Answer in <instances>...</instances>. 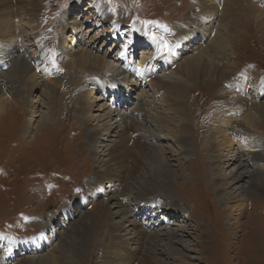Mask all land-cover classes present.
Here are the masks:
<instances>
[{
  "label": "rangeland",
  "instance_id": "rangeland-1",
  "mask_svg": "<svg viewBox=\"0 0 264 264\" xmlns=\"http://www.w3.org/2000/svg\"><path fill=\"white\" fill-rule=\"evenodd\" d=\"M38 2L40 6L36 16V37L44 42L50 54L59 55L64 49L70 54V58L63 55V52L60 54L62 60L58 65L63 70L61 74L57 73L62 85H56L59 95H63L60 100L57 99V93L54 102H49L46 86L51 79L41 74L34 65L29 74H37L34 81L38 82V89L32 96L29 93L34 84L26 86V79L18 81L20 79L12 73L1 81V87H4L3 98L12 103L7 104L6 110L0 114V264H57L52 260V255L59 254L58 251L62 250L59 245L56 246L58 242H63L61 240L66 235L72 234V227L99 204H107L105 211L110 214L105 216V222L98 230L93 229L84 243L73 248L78 252L74 254L77 264H98L97 247L101 241L112 240V233L126 241V249L134 254L146 253V248L150 247L154 252L148 254L166 264H264V188L263 191L257 190L249 186L247 181L254 183L258 169L247 157L245 150H238L242 153L240 160L244 162L239 170L248 172L243 179L237 180L241 186L239 191L229 187L233 197L229 200L234 201V206L241 201L245 205L242 211L236 212L234 219H230L228 211L232 204L227 205L221 201V184L215 177L213 155L216 144L210 147L209 143L213 138L208 139L217 120L215 114L226 104L228 90L247 99L248 108L251 103L256 104L254 96L257 98V94L252 92L255 88H260V100L264 101V85L257 78L264 76V0H248L243 2L244 8H241L242 5L229 8L227 3L223 6L219 3L220 0H216V8L213 9L210 7L211 1L204 0L203 5L208 8L202 9L206 15L198 12L200 6L195 5L194 0ZM94 3L106 10V21L101 20L103 16L91 12ZM193 13H196L198 19H192L189 26H186V34L180 33L178 28L181 22L186 24ZM207 18H211V24L216 22L214 26L223 33V40L227 42L226 49H222V42L216 45L219 51L215 53V50L204 48L203 45L197 55L202 50H207L204 55L208 60L213 59V66L218 69V78L196 79V76H191L189 83L182 86L186 88L185 91L177 95L179 102L174 101L179 108H184L177 119L173 120V116L168 114L170 106L166 104L174 89L144 70L150 64L154 46L149 41L154 43L153 40H157L165 47H171L178 38V32V36H186L185 46H188V51L174 54V67L161 64L159 59H154L155 64H151V67L159 66L160 69L165 66L167 73L172 71L179 77L178 74L183 75L188 71L179 69L177 63L183 64L187 58L197 56L193 54L195 49L190 48L198 47L202 44L201 41L208 39L209 35H203L198 25ZM14 19L13 42L25 39V43L36 46L34 32L30 33L20 25L18 18ZM113 23L118 25V30ZM217 23L220 25H216ZM135 29L143 32V35L136 34ZM213 37L212 33L209 40L214 39ZM18 46L24 48L21 42ZM82 48H89L105 59L123 61L127 58L132 61L130 66L134 72L130 69L126 77L115 79L113 85L104 82L105 91L99 89L91 97H100L97 104L113 103L122 107L117 109L120 114L124 111L128 114L133 112L136 122L124 119L122 124L126 125L127 121L135 130L140 126L150 128L149 132L144 131L149 143L148 149H151L152 141L160 135L156 140L158 169H151L148 159L144 155L139 157L133 148L129 149L128 155L130 162L137 165L134 174L127 177L125 170L114 169L113 147L115 140L122 138V131L117 126V112L109 114L110 116L101 112L99 119L97 117L96 122L100 121L105 125L113 122L116 125V129L110 134L101 135L100 141L104 146L99 147L97 143L92 145L88 141L87 127L94 126L91 120L95 118L93 113L97 109L91 113L92 116L87 117L79 108L83 97L78 87H81L89 75V68L79 67L72 61L78 60L79 57L74 55ZM93 72L91 74L99 73ZM105 72L100 71L96 77L98 81H102L101 77ZM243 75L244 78L248 77L246 84L239 79ZM131 79L138 80L136 87ZM127 81L131 83L126 84ZM155 81L161 86L158 89L152 88ZM118 84L121 90L133 85V91L125 90L116 97L112 87L114 89ZM20 88L23 97L29 96V100H22L19 106L13 100L16 97L18 99ZM87 91H94V87ZM131 93L133 94L130 95ZM3 98L1 97L2 101ZM237 101L239 100H233L230 104L239 108ZM52 105L55 108L53 110ZM136 106H141V113L134 111ZM110 109L111 107L107 110ZM50 110L55 112L54 124L46 119ZM241 115L236 117V121L239 120L247 128H253L246 123L243 113ZM88 118L91 120H87ZM256 125L258 132L264 135V113ZM183 127L190 129L185 137L175 136L172 139L167 136L168 128L181 134ZM117 129L120 134L115 132ZM236 144L234 148L239 147ZM227 147L228 145L225 146ZM251 150H257L259 156L264 158V149ZM224 166L226 174L230 175L232 170H237L238 163L231 165L229 169L227 164ZM159 172L163 177L156 175ZM144 189H150V194L141 199L138 195ZM238 193L245 199L236 201ZM54 214L57 216L51 220L53 229L49 228L47 234L38 239L42 226L48 224L49 218ZM50 236L53 238L50 239ZM152 241H156L155 244ZM29 245L31 249L39 245V251L42 247L39 260L31 259L30 255L33 253H28L26 249ZM41 260L44 262L40 263Z\"/></svg>",
  "mask_w": 264,
  "mask_h": 264
},
{
  "label": "bare ground",
  "instance_id": "bare-ground-1",
  "mask_svg": "<svg viewBox=\"0 0 264 264\" xmlns=\"http://www.w3.org/2000/svg\"><path fill=\"white\" fill-rule=\"evenodd\" d=\"M210 1H211L210 7L212 9L216 8V6H215L216 0H210ZM247 1L248 0H225V2H224V0H220L219 3H221L223 6L227 3V6L229 8L238 7L240 5L243 6L241 8H244L243 2L245 3ZM194 4L198 5V7L200 6V8L197 9L199 13L206 15V13L203 12V9H202V8L206 9L205 7H207L206 5H203L204 0H199V1L194 0ZM221 4H218V5H221ZM39 6H40V3L38 2V0H16V2H14L13 0H0V114L2 112H4V110H6L7 104L12 103L10 100H6V98H3V94H4L3 88L4 87L3 88L1 87L2 86L1 81L4 79L5 76H9L13 73L16 75L17 79H20L18 81H21L22 79H26L25 80V81H27L26 86L34 84L31 88L32 91L29 93V96H32L35 94V92L38 89V84H37L38 82L34 81V78H36L37 74H32V75L29 74L31 72L30 69H32L33 65H34V67L37 66L39 68V72L41 74H44L46 77H49L51 79V80H48L49 82H47V86H46L47 87L46 91H47V95H48L47 98L49 99V102H54V98H56L55 95H57V93L59 95V92L56 88L57 87L56 85L60 84V82H61V79H60L61 77L58 75L61 74V72L63 70V68L60 67V65H58V62L61 63V60H62L60 54L63 52L62 54L66 55L67 57H69L68 55H70V54L67 51H65L64 49L63 50L61 49L62 52L59 55L55 54V53L50 54L49 51H47L48 49L44 46V42L39 40L36 37L37 36V33H36V31H37V29H36V20H37L36 16H37V11L39 9ZM97 6L98 5H95V3H94V9H92L91 12L94 15L99 14L98 16H103L101 18V20L106 21L107 20V17H105V16H107L105 13L106 10L104 11L103 8H101V7L99 8ZM215 10L217 12V9H215ZM222 15H220V16H222ZM14 18H18V21H20V25L23 26V28H26L30 33L34 32V35H35L34 40L36 41V46L29 45V44L25 43V41H24L25 39L21 40V41L13 42V37H12L13 26L12 25H14V21H15ZM186 18H188V17H186ZM192 19H195V20L198 19V17L196 16V13H193L190 15V18L187 19L186 24H182L183 23V21H182L180 27L178 28V31L182 34H186V32L188 31L186 26L187 25L189 26V23H191ZM210 21H211V18H207L206 21L204 20L198 24L200 29L202 30V34L203 35H209V36H208V39H206V40L203 38L204 40L201 41L202 44H200L198 47L193 46L190 48V50L192 48L195 49L193 51L194 55L198 54V52H199L198 50H200L201 46L203 47V45H205L204 48L207 47V49H210L212 51L215 50L214 51V53H215L216 51H219V49L216 47V45L219 42H222V49L223 50L226 49V43L227 42H225L223 40V33L220 32L218 27L214 26L216 22L214 24H211ZM216 25H220V24L217 23ZM230 25H232V22H230ZM114 26L116 27V29L118 28V25L114 24ZM113 29H114V27H113ZM116 29H114V30H116ZM135 32L138 35L139 34L143 35V32H140L136 29H135ZM178 33L176 36L178 38H177V40L176 39L174 40L171 47L170 46L165 47L162 44V42H158L157 40L156 41L153 40L154 43H152V41H149V43L152 44V46L154 44L153 50L151 52L152 57L149 60V63H150L149 66L146 65L144 67V70H146L149 73V75L156 76L155 78H157L158 80H161L163 82H166L167 84H169V86L171 88L174 89L171 93L172 96L169 98L168 104H166V105L170 106L171 110L168 112V114L173 116V120L177 119L178 115L183 111V108H184V107L179 108L180 106L175 105L174 101L179 102V100L177 99V95H180L181 93H183L185 91L186 88L184 89L183 87H185V84H187V82L189 81V78L191 76H196L195 77L196 79H200V78H202V79L203 78L204 79L214 78L215 79V78H218V76L216 75L218 72L217 71L218 69H216L215 66H213V59L208 60L204 55L207 53L206 49L204 51L202 50L199 53V55H197V56L192 55L193 57L187 58L186 60H184L183 64L181 63L180 65H178L179 63H177L176 66H178L179 69L183 68V69L188 71L187 72L188 74L184 73L185 76H184V74L183 75L178 74V76L181 77L180 79H179V77H177L175 75V72L170 71L169 73H167V69H165V66H164V68H161V69L159 66L151 67L152 65L155 64L154 59L155 60L159 59L160 63L161 64L165 63L166 66L168 65L169 67H174L175 63L172 61L174 54H177L180 51H181L180 54L184 51H188V49H187L188 46L187 45L185 46V42L187 40V38H185L186 36H178ZM212 33L214 35V37H213L214 39L209 40ZM14 36H15V34H14ZM230 36H233V35L230 34ZM230 36H229V39H230ZM15 38L17 39V37H15ZM20 42L23 43V45H24V48H22V49L18 46ZM62 44L60 45L61 47H63V45H64V44L63 45ZM25 45H29V46H25ZM120 49H122V46ZM73 51H75V50H73ZM72 55L73 54H71V56ZM76 55L79 57L78 60L72 61V62L74 64L79 65V67L87 66L89 68V70H87L89 75L86 76L84 74L87 78L85 79V81L82 82L81 87H78V90L81 92L82 97H83V98H81L82 102H81L79 108H81V110L85 113L84 116H87V117H89L91 115V113L94 111V109H97V112L94 111L95 113H93L95 118L92 120L90 118L87 119V120H91L93 122L92 124L94 125L93 127H90V126L87 127V132L89 133L88 141H90V143L92 145L97 143V146H99V147L101 145L104 146L103 143L100 141V139L102 137L101 135H104L107 133L110 134L113 130L116 129L115 128L116 125L114 126L113 122L106 123V125L104 123L103 124L100 123V121L96 122L97 117L99 119V115H101L99 113H101V112H105L104 113L105 115L114 114L117 112V115L119 117V120H117V121H119V124H117V126H119V128H120L119 130L122 131L121 132L122 138H120L119 140H115L116 144L114 143L115 144L114 147H113V145H111V147L114 148V150L112 151V162H113V165L115 166L114 169L115 170H118V169L119 170H125L127 177H131L132 174H134L133 172H135V168L137 165L135 162H130V158L128 155L130 148H131V150L134 149L139 154V155L137 154L139 157L144 155L148 159L147 161H149V164L151 165V169H152V167L153 168L156 167L158 169V167H159V165L157 163L158 162L157 161L158 150H156V148H157L156 140L158 138H160L159 137L160 135L158 137H156L154 141H152L153 144H152L151 149H148L147 146L149 145V143L147 141L148 139L146 138L144 131L147 130L149 132L150 128H147V127L144 128V126H142V127L140 126L139 128H137L135 130L133 128V126H131L130 124L128 125L127 121H126V125L124 124L125 126L122 124L124 119H131L132 121L136 122V118L134 117L133 112L131 114H128V113H125V111H124V113L120 114V112L117 111V109L120 110V109H122V107L119 108L118 105H115L113 103L107 104L109 107H111L110 110H107L109 108L107 105H104L102 103L97 104V103H99L97 101H99L100 97L99 98L91 97L92 96L91 94L98 92L99 89L102 90L103 92L105 91V88L103 86L104 82H107L109 84L111 83L110 85H113L115 79H119L121 77H126L128 75L126 73L128 71H130V69L133 70L132 67L130 66L132 61L130 62L129 60H127V58H125L123 61H121L122 59L116 60L115 58H106L105 59L104 57L99 56L98 54H95L94 52H92V50H90L89 48H82L78 52H75L74 56H76ZM118 56H120V55H118ZM7 58H8V60H5ZM11 65H12V67H11ZM103 70H105L106 72L102 74L103 75L101 77L102 81H98V78H96V77L99 76L100 71L102 72ZM92 71H94L93 73H97V72H99V73H98V75L91 74ZM134 71L135 70H133V72ZM182 71H184V70H182ZM28 74L30 76H28ZM73 77H75V76H73ZM94 78H96V80ZM257 78L264 85V76L257 77ZM111 79H113V81H111ZM239 79L241 80V82L243 84H246L248 77L244 78V75H243V77L240 76ZM106 80H108V81H106ZM33 81H34V83H32ZM71 81L75 82L74 79H71ZM119 82H120V80H119ZM131 82L134 83V87H136L138 84L137 79H135V80L131 79ZM131 82L127 81L126 84H129ZM40 83H42V82L40 81ZM121 84L124 85V83H121ZM60 85H62V84H60ZM91 87L92 88L94 87V91H87ZM113 87H112V90H113V93L116 97H119V95L121 93L123 94L125 92V90H128V92L133 91L132 90L133 85L127 87L125 90L123 89L124 91L121 90V87L119 84L114 89H113ZM159 87H161V86H158L156 81L153 82L152 88L158 89ZM262 91H263V89H262ZM19 92L20 93H19L18 99H16L17 98L16 97L15 100H13V101L17 105L20 106L23 102L22 100H24V99H26L27 101L29 100V96L25 97V95H24V97H23V91L21 88H20ZM158 92L160 93V91H158ZM252 92H255L257 94V98H255V96L252 95V96H254V101L256 102V104L253 105L251 103L250 108H248L249 105H248L247 99L242 98L235 91L233 92L232 90H228L226 92L227 93V96H225V103L226 104L224 107H222V109H219V111L215 114V117H217V120H215L216 123H215V126L214 125L213 126L216 130H214V128H213L212 134H210L209 135L210 137L208 138V139L213 138V140L210 141V143H209L210 147L211 146L213 147V144H216V147H214V155H213V162H214L215 170H216V176L215 177L217 178L218 181H220L219 184H221L220 185V189H222L221 201L226 202L227 205H229L230 203L232 204L234 202L232 200H229V198H233L232 192L229 190V187L235 189L236 191H239L241 186H240V184L238 185L237 180L243 179L247 175V172H248V171L244 172L243 170L242 171L239 170V168H241V165L244 162L242 160H240L241 159L240 156L242 153H240L238 150H241V151L245 150L246 154L248 155L247 157H249V159L255 163V165L258 169V173H256V175H257L256 179L255 180L253 179L254 183H251V181L247 180L249 183L248 185L257 189V190H260V191L261 190L263 191V188H264V158H261L259 156L258 152H256L257 150H255V151L251 150L252 148L253 149L258 148V150L261 148L264 149V135L262 133L258 132V127L256 125V123L260 120V116L263 115V113H264V101L260 100V94H261L260 88H255V89H253ZM133 93H131L130 95H132ZM36 95H37V93H36ZM1 97L3 98V101L1 100ZM129 97H130L129 94H127V98H129ZM62 98H63V95H59V98H57V99L60 100ZM103 98H104V96H103ZM109 99H110V96H109ZM236 99H238L240 101V103H239V101L236 102V105L239 104V108H235L236 106H232V104H230L231 102H233V100H236ZM249 99H251V98H249ZM112 100H113V97L111 98V101ZM34 101L37 102L36 100H34ZM181 102L182 101L180 100V104H181ZM233 104H235V103H233ZM95 105H97L96 108H95ZM126 105L127 104H125V106ZM139 105H141V104H139ZM23 107H25V106H23ZM53 109H55V108L52 105L51 110H53ZM141 109H142L141 106H139V107L136 106L134 108V111L141 113ZM51 110H50L48 116L46 117V119L48 121L50 120L49 122L54 124L56 122V119L54 116L55 112H52ZM242 113H243V118L245 119L246 123L250 127H253V128H247L245 125H243L241 122H239V120L236 121V117L238 115L242 116L241 115ZM149 114H151V113H149ZM155 115L157 116V114H155ZM157 120H159V119H157ZM84 121L85 120H83V122ZM162 122H163V119H162ZM220 127H222V129ZM188 130H190V129L183 127V129L181 131L182 133L180 134V133H175L173 128H168L167 129V136H170L172 139L175 136L178 138L185 137L187 135ZM256 130H257V132H256ZM120 131H118V129H117L115 132L120 134ZM206 138H207V136H206ZM205 141H207V139ZM236 143L239 144L238 148H234V146L237 145ZM202 144H203V146H205L203 141H202ZM227 145H228V147L225 148V146H227ZM183 150H184V148H183ZM225 150H227V152H225ZM179 151H181V150L179 149ZM181 154H183V153H181ZM136 162H138V161H136ZM236 163H238L237 170L235 172H233V170H232V174L227 175L226 171H225L224 164H227L226 167L229 169V168H231V165H234ZM118 172H120V171H118ZM116 174H118V173H116ZM158 174L162 176L161 172L156 173V175H158ZM165 174H166V172H165ZM237 174H239V176H237ZM230 178H232V179H230ZM232 181H236V182L233 183ZM126 184H128V183H126ZM159 186H160V184H159ZM148 188H149V186H148ZM164 189H165V187H164ZM164 189H161V190H164ZM148 190L150 191V189H148ZM148 190L147 189L142 190L139 193L138 197L141 198V197L146 196V194L147 195L150 194ZM247 190H249V189H247ZM203 196H204V194H203ZM243 199H245V197L242 196L241 193H238V199L236 201H240ZM106 205L105 204H99L96 209H94L93 211L88 213V216L83 217V219H81L77 224H75L72 227V229H71L72 234L66 235V237H64L61 240L63 242H61V243L58 242V244L56 246L59 245V247L62 250L58 251L59 254H53L52 255V260H54L55 263H57V264H77L78 263L76 258L74 257V254H76L78 252L73 248H76L77 246H79L80 243L81 244L84 243L87 240L89 234H91L93 232V229L98 230V227H100V225L105 220L104 219L105 216L106 217L109 216V214H110L109 211H108V213H107V211H105V210H107ZM244 205L245 204L242 201L240 203H238L236 206H234L233 204H232V206L230 205L229 211H228L229 218L234 219L236 212L242 211ZM56 216H57L56 214L52 215L48 220V222L49 221L50 222L49 223L47 222L48 224H46L45 226H42L38 239H41L43 237V235H46L47 234L46 231L49 230V228L53 229V226H52L53 224L51 223V220ZM63 216H64V214H63ZM169 234H171V233L169 232ZM111 235H112V238H111L112 240L103 241V242L101 241L100 245H98V247H97L96 256L98 258L97 259L98 264H166V263L162 262L160 259H156V257H153V256L148 254V252H150V253L154 252L152 250V248L147 247L146 253L143 252V253H140L138 255V253L136 252L137 254H134L133 251L126 249V247H125V244H127L126 241H122L121 239L117 238V236L114 233H112ZM49 238L52 239L53 237L50 236ZM152 242H154V241H152ZM155 242H154V244H155ZM26 244H29V243H26ZM30 246L31 245H29V247ZM38 246L39 245H37V247H35L34 249H31V247L30 248L28 247L29 248L28 249L26 247L28 253H30V254L33 253V255H30V256H32L31 259H34V260L40 259V257H41L40 251H42V247L40 248V251H39V249H37V248H39ZM67 250H68V252L65 253V251H67ZM63 251H64V253H63ZM61 252H62V254H61ZM43 262L44 261L41 260L40 263H43ZM37 264H39V263H37Z\"/></svg>",
  "mask_w": 264,
  "mask_h": 264
}]
</instances>
